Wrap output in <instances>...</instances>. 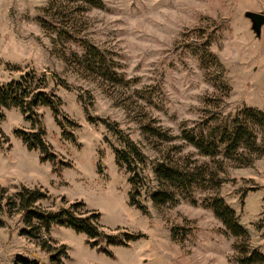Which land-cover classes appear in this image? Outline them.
<instances>
[{"label": "rangeland", "instance_id": "374dc122", "mask_svg": "<svg viewBox=\"0 0 264 264\" xmlns=\"http://www.w3.org/2000/svg\"><path fill=\"white\" fill-rule=\"evenodd\" d=\"M100 1L81 13L77 41L63 44L41 26L48 0H0V85L29 73L45 77L73 136L65 140L52 111L37 108L57 156L42 162L15 134L33 131L20 110L1 109L0 264H55L40 240L66 247L59 264H236L243 240L226 233L207 206L213 196L235 211L251 248L264 254V155L243 147L234 158L206 156L181 139L184 131H215L219 140L217 131L243 109L264 113V27L257 39L244 18L247 11L264 14V0ZM80 41L98 48L115 76L84 72L72 56L83 55ZM255 132L264 149V129ZM131 143L145 156L138 173L147 215L129 205V175L115 161V150ZM246 160L253 163L243 167ZM162 162L195 168L206 181L193 186L191 197L168 186L178 202L157 206L151 196L163 185L155 175ZM21 187L47 194L36 203L43 210L83 203L79 214L98 213L106 233L144 237L129 247L110 246L113 257L66 227L28 238L22 213L8 207V199L18 203Z\"/></svg>", "mask_w": 264, "mask_h": 264}, {"label": "trees", "instance_id": "16d2710c", "mask_svg": "<svg viewBox=\"0 0 264 264\" xmlns=\"http://www.w3.org/2000/svg\"><path fill=\"white\" fill-rule=\"evenodd\" d=\"M100 0H48L43 10L44 18L41 26L44 30L56 34L57 39L66 44L69 41H77L80 35L81 13L90 8L100 7ZM83 55L80 57L73 53V57L82 64L84 72L100 71L105 76H115L114 68L107 62L105 56L94 45L87 41H80ZM62 48H65L64 45ZM57 52V50H55ZM47 80L43 76L34 73L26 74L19 81H12L0 85V121L4 114L1 109H18L25 121L30 123L33 131H16L15 134L22 139L29 151H39L42 162L57 161V156L52 152L51 146L46 142V131L38 113L37 108L48 107L58 126L62 129L63 138L67 141L73 140L71 133L66 132V125L61 119V100L46 91ZM91 123H94L91 121ZM76 127L77 124L73 123ZM264 129V113L255 109L246 108L239 112L231 121V125H225L221 130L207 132L199 136L193 132L184 131L181 137L188 145L198 149L203 155L215 156L223 153L224 156L234 158L243 147H251L259 156L264 155V149L257 148V135L255 128ZM112 131L115 129L111 126ZM154 131V130H153ZM203 134V133H202ZM4 138V137H3ZM5 140H7L5 138ZM8 141V140H7ZM0 146H2L0 140ZM123 150H115V161L120 170L129 175L128 183L131 186L129 192V205L147 215V207L143 205L141 197L138 164L145 163V156L134 145H125ZM256 147V148H255ZM253 160H246L243 167L250 166ZM61 166L71 167V164L60 161ZM156 178L163 183L160 189L151 198L155 205L176 204L178 202L175 192L169 190L168 186L183 190L187 197H191L193 186L200 181H206L203 173L196 172V169H182L169 166L164 162L160 163L155 170ZM1 195L6 190H0ZM18 203L8 199V207L22 213L25 229L22 234L28 238L40 240L41 233H49L53 226H61L74 230L77 233L86 235L87 244L96 248L98 252L113 257L108 250L110 246L129 247V244L140 240L143 234H133L125 230L117 229L116 234H108L100 224V215L94 211L79 214V207H85L83 203H75L69 207H63L58 211H47L36 206L40 200L48 198L41 189H29L21 187L16 194ZM207 206L212 209L214 215L222 222L225 232L242 239V243L236 245V253L233 257L236 264H264V254L257 249L251 248L248 242V233L239 223L235 211L225 202L222 197L213 196L209 199ZM1 225V222H0ZM42 249L51 255L52 263L59 264L61 257L65 256L66 247L60 249L53 247L50 242L40 240ZM22 264H35L23 259Z\"/></svg>", "mask_w": 264, "mask_h": 264}, {"label": "water", "instance_id": "95a60500", "mask_svg": "<svg viewBox=\"0 0 264 264\" xmlns=\"http://www.w3.org/2000/svg\"><path fill=\"white\" fill-rule=\"evenodd\" d=\"M244 18L251 24V31L257 39H261L264 27V14L247 11L244 13Z\"/></svg>", "mask_w": 264, "mask_h": 264}]
</instances>
